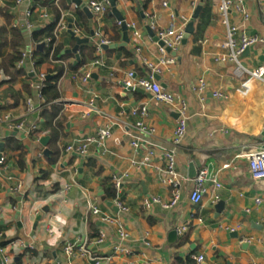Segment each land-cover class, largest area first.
Returning <instances> with one entry per match:
<instances>
[{
    "label": "crops",
    "instance_id": "1",
    "mask_svg": "<svg viewBox=\"0 0 264 264\" xmlns=\"http://www.w3.org/2000/svg\"><path fill=\"white\" fill-rule=\"evenodd\" d=\"M89 1L83 0L84 3ZM116 1L126 21L135 22L143 37L137 39L130 31L127 46L117 45L123 42V31L121 29L120 40L114 42L116 27L120 25L111 11L108 16L107 12L101 16L93 14V18L84 12L90 32L76 26L82 36L90 37V43L95 45L96 36H91V30L103 32L111 41V47L103 48L101 58L106 66L94 70L95 76L88 83L81 81L82 67L77 71L69 68L76 60L74 53L65 61V75L58 81L60 101L64 105L65 135L58 141L49 142L51 154L38 155L45 147L35 135L1 128L0 141L17 132L27 155L26 166L20 169L16 157L2 151L9 171L0 165V205L5 209L0 228L5 230L7 240L34 244V255L42 253L43 264H68L70 257L65 247L69 243L75 244L71 264H90L80 252V247L85 244L94 255L110 256L109 264H172L177 255L193 258L200 254L205 256L203 264H264V182L252 179L247 157L250 150L264 148V84L252 81L247 90L239 89L238 80L232 73V62L223 48L227 28L221 17V0ZM57 2L65 4L62 14L68 27L70 18L75 27V12L79 7L67 0ZM246 3L251 12L246 33L264 36V0H246ZM200 4L202 9L194 18ZM0 5H4V0H0ZM32 7L34 0L17 4L13 9L16 20H23L25 11ZM206 7L209 12L205 26L196 40L199 19ZM35 8L39 15L43 10L48 12L40 5ZM230 20L239 24L240 16L232 12ZM152 22L156 23V30L174 27L178 34L176 55L168 53L175 61L164 68L159 80L163 87L181 94L187 101V134L178 150L177 169L188 176L189 166L193 163L197 171L206 168L210 176H216L222 182L218 193L220 201L224 200L226 205L219 215L211 194L197 205L190 201L192 182L188 183V191L183 193L176 208L167 210L154 206L147 210L144 207L143 201L147 197L160 196L168 200L171 196L170 187L160 182V169L165 165L163 151L172 148V133L178 117L172 107L156 103L150 93L130 90L125 85L131 70L138 76L150 73L145 58L152 63L161 59L159 45L147 31ZM4 23L0 15V26ZM25 32L27 46L36 48L30 31L25 28ZM7 36L8 33L3 37ZM70 36L69 31H63L58 40H68ZM139 44L143 47L142 52L136 50ZM263 60L262 43L252 46L242 58L249 67ZM52 67L53 64L44 63L39 68L47 72ZM0 71L4 72L1 68ZM75 74L77 79L73 78ZM21 82L16 83V88H21ZM0 100L2 104L3 99ZM143 103L149 108L148 122L155 128L151 134L133 125L136 117L132 110ZM25 112V104L20 103L2 109L0 114L10 113L18 120ZM35 117L42 126L39 113ZM108 123H113L112 135L104 149L93 144L86 157L65 152V146L73 139L94 134ZM136 138L141 143L137 155L131 147V141ZM150 149L154 150L150 166L138 168L133 164L134 159L142 160ZM8 175H13V179ZM114 175L121 178L119 194L130 208L128 212L120 211L115 200L105 196L102 179ZM71 183V188L62 192L64 186ZM17 184L22 185L25 195H12L14 192L10 188ZM19 195L23 196V208L17 218ZM93 196L99 198L98 205L103 211L125 225L130 234L128 240L122 242L115 225L105 227L90 214L89 199ZM257 197H262V203H256ZM47 206L50 209L44 211ZM199 217L203 221H199ZM89 221H94L98 229H106L108 238L104 243L94 244L92 239L89 242ZM181 227H185L182 233ZM228 227L236 228L239 237ZM174 230L177 232L175 238L171 237ZM182 236L186 241L179 246ZM121 242L133 253H116L114 246ZM15 261L22 263L18 257Z\"/></svg>",
    "mask_w": 264,
    "mask_h": 264
},
{
    "label": "built area",
    "instance_id": "2",
    "mask_svg": "<svg viewBox=\"0 0 264 264\" xmlns=\"http://www.w3.org/2000/svg\"><path fill=\"white\" fill-rule=\"evenodd\" d=\"M23 1L24 0H16V4H20ZM85 4L87 7H89L94 15L99 16L105 14L110 7L109 0H90ZM220 12L222 21L227 28V34L225 42L223 43V48L227 50V55L230 59V62H232V73L238 80L239 89L247 90L252 81H259L264 84V60L252 67L247 66L242 61L243 55L248 49L260 43L264 44V36L259 34L249 35L245 31V28L251 18V12L247 6L246 0H221ZM232 12H235L240 16L239 24H233L231 22L230 14ZM31 14L32 10L31 8H28L24 13L23 20H21L26 30L30 32L35 28V24L31 22L30 19ZM49 17V13L45 10L40 13V18L42 19L43 24L48 21ZM118 24L121 26L122 21H118ZM127 24L133 37L137 39H141L143 37L142 32L137 28L135 22H127ZM15 25H19V21ZM150 26L154 31L157 28L155 22H152ZM63 31H69L68 23L64 17L61 18L58 24L57 31L55 33L56 37L59 38L61 32ZM73 31L75 32V36L83 37L78 28L73 26ZM155 33L161 40L165 42L164 46H160L158 44L161 54L160 61L158 63H152L148 62L145 58V62L151 69L150 73L146 76H138L137 72L131 70L127 73L125 85L127 88L140 87L144 89L146 92L152 95V98L156 103L172 107L173 110L178 114V117L176 119V124L172 133V148L163 151L165 165L160 169V182L170 187L171 196L168 200H163L160 196L147 197L143 201L144 207L147 210H152L154 206H161L167 210L176 208L181 201L183 193L188 191L187 185L189 182H192L189 198L194 205L201 203L209 194L212 195L213 204H217L221 199L218 190L222 188V182L216 176H210L206 168H201L197 171L195 177L190 178L189 176L181 174L177 169L178 150L184 142L187 134V101L181 94L172 92L163 87L155 75H161L164 71V68L168 67L175 61L173 57L168 55L169 52L167 51V47H170L172 50H176L178 48V34L174 27L160 30L157 29ZM0 36L3 37L6 36V34H0ZM95 36L97 58L82 67V75L80 78L83 83H88L91 80L94 70L101 69L106 66L105 62L101 58V53L103 52V46L110 45L111 41L109 40L108 36L100 31H97ZM51 41V38L47 39L48 43ZM136 50L137 52H142V45L139 44L136 47ZM34 51V46H27L23 50L21 58L17 62L18 68H23L28 72L33 73L34 77V80L31 81V86L33 87L34 93L27 98L26 112L24 116L18 120H15L10 113L1 115L0 130L3 127H7L10 130L23 131L28 136L33 132L37 140H40V138L46 133L37 132V130L40 128V124L35 115L39 113L41 105L45 101V98L42 94V88L45 86V80L47 79L48 74L39 67L36 68ZM7 78L8 76H6L4 72L0 71V80ZM73 78L77 79V74L73 75ZM90 92L92 91L90 90ZM132 115L136 117V121L133 123V125L137 129L150 134L155 132V128L148 122L149 108L147 104L143 103L138 107L133 108ZM112 125L113 123H108L107 125L99 128L94 134L79 136L78 138L73 139L72 142L65 146V152L86 157L89 154L90 147L93 144H97L104 149L107 140L112 135ZM262 131L264 132V125L262 127ZM131 147L133 153L137 155L141 147L139 139L136 138L132 140ZM44 154L45 153L43 150H40L38 153L39 156H44ZM153 156L154 150L150 149L142 160L137 161L134 159L132 162L138 168L148 167L152 163ZM247 157L249 172L252 179L264 182V148L261 147L250 150ZM0 165L4 170L9 171L7 160L3 154L0 157ZM8 178L13 179V175H8ZM112 178L116 187L120 191L121 178L116 175H114ZM73 183L76 182L74 181ZM73 183L66 184L62 192H67ZM10 191L25 195V190L21 184L11 187ZM114 200L120 211L128 212L130 210L128 205L120 198V196L116 197ZM98 201L99 198L97 196L90 197V214L95 216L98 219V222L103 224L105 227L109 224L115 225L121 241L123 242L128 240L130 234L125 225L122 222H119L116 217L103 211L98 205ZM255 201L257 204H260L262 203L263 199L262 197H257ZM4 214L5 209L0 205V219L4 216ZM198 220L203 221V218L199 217ZM227 229L230 232L237 231L234 227H228ZM179 230L182 233L185 230V227H181ZM107 238L108 234L106 229L99 228L98 236L94 237L92 241L94 244L99 245L104 243ZM5 240H7L5 230L0 228L1 264H16V257L21 258V264H43L42 253L34 255L35 246L31 242L8 240L7 245H2V242ZM122 242L119 245L114 246L115 252L126 255L132 254V250L122 244ZM74 247L75 244L72 243L67 244L65 247L66 254L68 257H70V259L74 256ZM10 248H12V251ZM80 252L89 259L90 264H109L111 261L110 256L94 255L91 250L87 248V244L80 247ZM70 259L68 264H71ZM193 259L196 260V264H203L205 261V256L203 254L194 255Z\"/></svg>",
    "mask_w": 264,
    "mask_h": 264
},
{
    "label": "trees",
    "instance_id": "3",
    "mask_svg": "<svg viewBox=\"0 0 264 264\" xmlns=\"http://www.w3.org/2000/svg\"><path fill=\"white\" fill-rule=\"evenodd\" d=\"M16 0H4V5H0V15L4 18L5 23L0 26V34L6 32L7 37L0 36V68L8 76L7 80L0 82V92L3 94L0 99H3V103L0 102V113L2 109L13 108L18 106L20 103L25 104L28 96L33 94V88L31 86V81L34 80L32 73L28 72L23 68L17 67V62L21 58L23 50L27 47L26 42V32L25 26L22 21L16 20L13 9L16 7ZM40 5L48 10L50 15L47 22L43 24L42 19L38 12H36V6ZM65 4L60 5L57 0H39L34 1V7L31 8L32 14L30 16L31 22L35 24V28L30 32L31 40L34 45L46 42V45L42 51L35 48L34 57L36 60V68L42 66L44 63L53 64L52 68H49L47 74H51L53 77L51 79L45 80V86L42 88V94L45 101L42 103L39 110V119H43L42 126H40L37 132L46 133V135L51 136L50 142L58 141L60 137L65 135V120L62 115L64 108L63 103L60 101L61 93L58 88V81L61 76L66 71L65 61L73 57L72 53H65L69 47L73 48L77 43L76 37L70 36L68 40H58L56 37V31L58 24L63 17V8ZM111 11L109 7L107 11V16ZM209 12V7L202 12L200 16V21L198 25V31L195 34V39L198 40L202 29L204 28V20L206 19L207 13ZM75 27L83 29L86 33L90 32L89 20L86 17L84 11L78 8L75 12ZM19 21V25L15 23ZM51 38L50 43L47 39ZM121 38V26L116 27V36L113 37L114 42H118ZM80 61L77 65L73 63L69 64L71 70L77 71L79 68L88 64L92 60L97 58L96 46L92 43H85L80 46L79 49ZM128 54V52H126ZM22 81L21 88H16V83ZM9 99V100H8ZM1 101V100H0ZM1 116V114H0ZM33 132L31 136L33 137ZM5 142L3 150L10 152L14 157H16L17 165L20 169H24L26 166V155L27 151L21 140L17 138L14 133L6 136L2 139ZM102 186L105 191V196L107 199H115L120 196L122 200L123 197L119 194V190L116 187L112 177H105L102 179ZM99 229L94 221H89V242L91 239L98 236ZM186 241V238L182 236L178 245L181 246ZM88 242V243H89ZM8 240L2 242V245L7 244ZM90 244V243H89ZM20 263V260H17ZM172 264H196V260L191 256L186 258L177 255L174 258Z\"/></svg>",
    "mask_w": 264,
    "mask_h": 264
},
{
    "label": "water",
    "instance_id": "4",
    "mask_svg": "<svg viewBox=\"0 0 264 264\" xmlns=\"http://www.w3.org/2000/svg\"><path fill=\"white\" fill-rule=\"evenodd\" d=\"M34 1H39V0H34ZM69 4H72L74 3L76 6L78 7H81L83 9V11L90 17V18H93V13L92 11L89 9V7L86 6V4L83 2V0H67ZM110 2V7H111V14H113L118 21H122V25H121V29L123 31V42L121 44H117V45H120V46H127V44L129 43V33H130V30H129V27H128V24H127V21L125 19V17L123 16V14L118 10L117 8V1L116 0H109ZM202 9V5L200 4L197 8H196V11H195V14H194V18H197L200 11ZM69 33L76 37V40H77V43L75 44V46L71 49H68L65 51V53H74L76 55V60L74 62L75 65H77L80 61V54H79V49H80V46L82 44H85V43H89L90 42V37H78V36H75V32L73 31V19L70 18L69 19ZM147 31L148 33L150 34L151 37H153V39L160 45V46H164L165 45V42L163 40H161L155 33V31L151 28V26H147ZM95 30H91V36H95ZM46 45V42H43V43H40V44H37L36 46V49L37 50H40L42 51L44 49ZM109 47H111L110 45H104L103 48L104 49H108ZM249 50V49H248ZM247 50V51H248ZM167 51L169 53H171L172 55H176V52L174 50H172L170 47H167ZM33 75V73L31 74ZM95 76V75H93ZM157 80H161V75L159 74H156L155 75ZM53 76L52 75H48L47 76V79H51ZM165 86V84H164ZM130 90H135L137 92H140V93H146V91L140 87H135V88H129ZM38 115V113L36 114V116ZM14 134L16 135L17 132H14ZM262 135H264V132H262ZM51 140V136L49 135H45L43 136L41 139H40V143L45 147L44 149V153L46 155H50L51 154V150L48 148V144ZM5 146V142L4 141H0V157L2 155V151H3V148ZM197 174V169L195 167V165L192 163L190 164L189 166V174L188 176L190 178H193L195 177ZM101 194H103V191L101 192ZM13 196H15V193H12ZM17 200L19 201L18 203V210H17V214H16V217L18 218L20 213H21V210L23 208V196L19 195L17 196ZM225 201L224 200H221L219 201L216 205H215V208L217 210V215H219L222 211H224L225 209ZM50 209V206H47L44 208V211H48ZM41 218V216L38 217V220ZM19 226L22 225L21 221H19ZM176 231L174 230L173 232H171V237L175 238L176 237ZM235 236L236 237H239V233L238 232H235ZM230 264V263H228Z\"/></svg>",
    "mask_w": 264,
    "mask_h": 264
}]
</instances>
